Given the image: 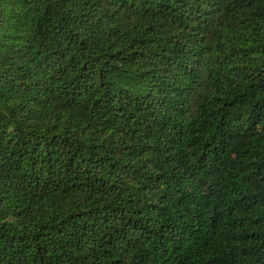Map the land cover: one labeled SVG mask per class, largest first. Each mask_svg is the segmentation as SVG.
I'll return each mask as SVG.
<instances>
[{
  "label": "trees",
  "instance_id": "16d2710c",
  "mask_svg": "<svg viewBox=\"0 0 264 264\" xmlns=\"http://www.w3.org/2000/svg\"><path fill=\"white\" fill-rule=\"evenodd\" d=\"M0 264H264V0H0Z\"/></svg>",
  "mask_w": 264,
  "mask_h": 264
}]
</instances>
